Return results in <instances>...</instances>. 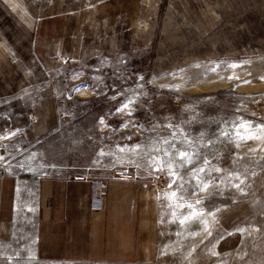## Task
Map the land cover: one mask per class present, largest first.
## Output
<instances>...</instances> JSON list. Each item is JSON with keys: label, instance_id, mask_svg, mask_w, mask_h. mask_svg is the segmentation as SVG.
Masks as SVG:
<instances>
[{"label": "rangeland", "instance_id": "rangeland-1", "mask_svg": "<svg viewBox=\"0 0 264 264\" xmlns=\"http://www.w3.org/2000/svg\"><path fill=\"white\" fill-rule=\"evenodd\" d=\"M24 1L73 11L108 43L78 59L34 52L20 75L0 73L9 172L32 183L79 165L150 184L158 243L138 263L0 243V264H264V0ZM132 167L138 178H114ZM102 182L104 208V178L90 204Z\"/></svg>", "mask_w": 264, "mask_h": 264}, {"label": "crops", "instance_id": "crops-1", "mask_svg": "<svg viewBox=\"0 0 264 264\" xmlns=\"http://www.w3.org/2000/svg\"><path fill=\"white\" fill-rule=\"evenodd\" d=\"M107 43L105 31L73 11L41 14L28 9L24 0H0L2 75L23 73L21 64L34 52L78 59L87 56L93 45L105 51ZM24 81L23 75L17 87ZM9 87L0 82V95ZM94 169L51 166L49 172L35 173L32 183L13 171L0 175V243H34L38 254L43 246L49 247L51 254L67 261L138 263L141 258L153 259L158 241L150 184L113 180L112 171L107 176ZM97 177L106 180L108 195L106 206L93 210L91 179Z\"/></svg>", "mask_w": 264, "mask_h": 264}, {"label": "built area", "instance_id": "built-area-1", "mask_svg": "<svg viewBox=\"0 0 264 264\" xmlns=\"http://www.w3.org/2000/svg\"><path fill=\"white\" fill-rule=\"evenodd\" d=\"M28 118L31 122L36 121V116L34 114H29ZM9 161L6 155L0 148V175L9 173ZM115 179L126 180V179H136L139 177V172L136 167L128 169H116L113 173ZM165 176L158 175L156 177V185L159 190H163ZM107 185L102 182L93 186V194L91 197L90 207L93 210L101 209L104 205V198L107 194Z\"/></svg>", "mask_w": 264, "mask_h": 264}, {"label": "snow or ice", "instance_id": "snow-or-ice-1", "mask_svg": "<svg viewBox=\"0 0 264 264\" xmlns=\"http://www.w3.org/2000/svg\"><path fill=\"white\" fill-rule=\"evenodd\" d=\"M181 157H183L185 155V153H180ZM188 162H191L190 158H189V161ZM171 186V184H170ZM207 185H205V189H206ZM201 190H204V189H201ZM197 203H199V201H197ZM191 207V205H189Z\"/></svg>", "mask_w": 264, "mask_h": 264}]
</instances>
